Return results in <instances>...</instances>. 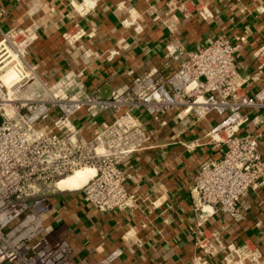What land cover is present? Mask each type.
<instances>
[{"label":"crops","instance_id":"obj_1","mask_svg":"<svg viewBox=\"0 0 264 264\" xmlns=\"http://www.w3.org/2000/svg\"><path fill=\"white\" fill-rule=\"evenodd\" d=\"M27 25L36 28L25 52L36 79L22 88V97L47 98L44 87L57 90L66 79L70 94L79 98L121 94L146 72L161 82L187 52L219 35L238 45L244 93L264 85V68L253 55L264 45V0H86L85 8L81 0H0L1 29ZM78 28L84 33L67 42ZM135 113L147 141L117 165L134 197L130 207L98 211L85 205L78 190H55L48 197L43 224L68 242L73 264H95L112 248L120 249L113 264H194L202 256L206 264H223L229 244L257 248L264 264V183L239 198L235 216L192 206L191 177L222 153L204 136L215 114L197 117L180 106L155 117ZM112 118L107 109L95 116L81 109L72 122L89 140ZM239 131H264V122H247ZM259 148L264 152L263 141ZM206 244L215 252L206 255Z\"/></svg>","mask_w":264,"mask_h":264},{"label":"built area","instance_id":"obj_2","mask_svg":"<svg viewBox=\"0 0 264 264\" xmlns=\"http://www.w3.org/2000/svg\"><path fill=\"white\" fill-rule=\"evenodd\" d=\"M83 33L78 28L66 41L74 42ZM35 39L32 25L0 28V264H73L68 242L54 238L43 224L49 205L44 191L52 186L57 190L58 179L81 166L94 168L75 189L86 206L107 211L132 205L134 197L125 190L117 165L147 141L135 111L155 117L180 106L197 117L215 114L204 136L222 146V153L202 162L191 177L195 210L235 216L239 198L264 183V152L259 148L264 131H239L247 122H264V85L244 93L246 78L236 66L238 45L224 35L187 52L161 82L146 72L133 77L121 94L67 99L47 87V98L21 96L26 83L36 79V66L25 58L26 47ZM253 55L264 68V45ZM10 71L13 76L7 80ZM81 109L90 116L107 109L113 118L86 140L72 122ZM227 248L223 264H261L257 248ZM203 250L206 255L215 252L210 244ZM119 255L120 249L112 248L95 264H113ZM194 264H206V257L194 259Z\"/></svg>","mask_w":264,"mask_h":264},{"label":"bare ground","instance_id":"obj_3","mask_svg":"<svg viewBox=\"0 0 264 264\" xmlns=\"http://www.w3.org/2000/svg\"><path fill=\"white\" fill-rule=\"evenodd\" d=\"M84 8L86 6V0H82ZM9 79V78H8ZM7 79V80H8ZM94 173V168L91 166H81L71 173H68L58 179L55 186L57 190H75L79 188L88 178Z\"/></svg>","mask_w":264,"mask_h":264},{"label":"rangeland","instance_id":"obj_4","mask_svg":"<svg viewBox=\"0 0 264 264\" xmlns=\"http://www.w3.org/2000/svg\"><path fill=\"white\" fill-rule=\"evenodd\" d=\"M70 84H71V82L68 79H66V81L61 83L62 86L60 85L61 87H63L62 89H61V87H57V90H53L50 92H54L57 95H64V98L67 99V98L72 96V94H70V91H69V89H71ZM61 90H63V91H61ZM45 189L46 190L44 191V194L46 193L47 198L50 196L51 192H54L56 190L53 186L51 188L49 187L48 189L47 188H45Z\"/></svg>","mask_w":264,"mask_h":264}]
</instances>
